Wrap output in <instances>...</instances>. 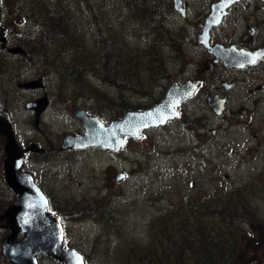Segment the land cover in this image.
Listing matches in <instances>:
<instances>
[{
  "label": "rangeland",
  "instance_id": "374dc122",
  "mask_svg": "<svg viewBox=\"0 0 264 264\" xmlns=\"http://www.w3.org/2000/svg\"><path fill=\"white\" fill-rule=\"evenodd\" d=\"M88 1L89 10L92 5L96 10L97 0ZM214 1L184 0L186 17L170 14L162 22L161 32L150 34L129 25L132 15L122 3L108 0L103 11L92 15L83 9L80 0H70L75 6L69 23L76 36L75 49L82 46V53L92 55L94 63L104 43L121 50V70L116 64L118 71L111 77L128 82L121 83V89L84 71V80L102 93L99 99L90 89L81 94L71 82L61 81V77L69 76L63 71L70 61L69 52L57 51L56 68L61 76L50 72L54 55H44L48 45L40 50L42 58L31 52L27 53L28 59L5 53L0 60V111L9 113L20 145L34 142L48 149L44 157L29 159L22 170L33 175L54 211L63 213L59 218L63 241L83 255L85 264H139V257L158 254L162 233L156 234L157 219L165 218L170 210L176 213L177 209L188 210L195 205L204 225L217 229L222 238L229 231L235 235L237 262L264 264V60L235 73L210 62V56L197 45L196 36L197 25ZM43 4L50 9L58 2L45 0ZM28 9L25 0L22 16L16 13L7 18L12 42L16 43L23 32L25 40L27 36H38V21L26 14ZM248 27L255 30L250 43ZM210 35L212 42L223 45L261 46L264 0L239 1ZM153 37L159 38V44L152 49L164 58L165 89L173 82L203 77V90L181 107L176 120L145 131L139 141H128L117 154L92 149L61 151L63 136L81 131L71 105L80 103L107 124L120 117L123 110L146 108L161 97L163 70L152 71L140 59ZM39 77L47 92L43 88L19 87ZM217 78H226L233 88L226 91ZM214 89L228 97L227 109L219 116L206 103V94ZM44 91L50 105L35 124L33 113L24 104L42 98ZM3 142L0 136V162ZM117 174H124V178L115 180ZM228 197L235 201L243 198L244 205L228 212L241 214L244 219L234 215L225 226L229 217L218 211L215 203ZM10 198L0 171V209ZM0 223L1 245L6 223ZM140 259L149 263V259ZM37 260L38 264L55 263L45 257Z\"/></svg>",
  "mask_w": 264,
  "mask_h": 264
},
{
  "label": "water",
  "instance_id": "95a60500",
  "mask_svg": "<svg viewBox=\"0 0 264 264\" xmlns=\"http://www.w3.org/2000/svg\"><path fill=\"white\" fill-rule=\"evenodd\" d=\"M237 0H220L211 6V13L205 17L204 23L198 27L200 33L197 42L213 56V61H220L228 69H242L264 58V46L255 51L237 49L235 46L225 47L221 44L209 43V31L220 23L226 9ZM173 8L182 16L185 10L181 7V0H173ZM250 35L253 28H248ZM2 30L0 29V41ZM10 53H18L20 49H8ZM255 57V62H250ZM242 65V66H241ZM36 82H29L27 88H34ZM200 84H173L165 92V96L149 109L143 111H123L121 119L113 120L103 125L96 117L87 116L84 111L75 110L74 116L80 120L84 135L67 134L61 144V149H83L96 146L101 150L118 152L124 145V138L137 141L141 132L150 127H158L178 116L176 108L193 95ZM209 106L216 114L224 109L225 99L218 96L209 97ZM46 99L26 103V108L34 109L36 116L45 108ZM161 117H164L161 122ZM0 135L5 137L4 155L1 162L2 179L8 189L15 194V202L0 216V220L10 222L9 234L3 239L1 252L8 264H37L36 256H48L63 264H82V257L75 250L65 248L62 242L61 226L58 219L49 213L48 203L41 191L35 186L30 175L20 173L22 163L21 153L16 138L12 132L9 116L0 113ZM29 151L42 152L34 145ZM122 175H117L120 179ZM24 235L21 240L17 236Z\"/></svg>",
  "mask_w": 264,
  "mask_h": 264
},
{
  "label": "trees",
  "instance_id": "16d2710c",
  "mask_svg": "<svg viewBox=\"0 0 264 264\" xmlns=\"http://www.w3.org/2000/svg\"><path fill=\"white\" fill-rule=\"evenodd\" d=\"M32 0H28L29 9L26 14L38 21V36H27L26 40L22 44L23 51L31 54H38L41 58L40 50L45 49L46 56H53L54 59L50 60V65L53 66L50 72L58 75V64L56 62L57 51L60 54L63 52H69L70 61L65 63L67 68L63 70L68 73L67 78L61 79V81H69L74 85V89L77 92L83 93L87 88H90L88 82L84 80V71H90L94 76L115 85L116 87H122L121 83L125 85L128 82L116 81L114 72L118 71L119 66L121 70V57L120 48H112L110 43L102 44L100 57L97 61L92 62L93 56L83 54L81 47L74 48L73 43L75 40L74 30L70 29V21L73 13L75 12V6L70 3V0H57L58 4L55 7L48 9L44 6L45 0H37L31 3ZM108 0H97V8L94 10L93 5L90 10L88 8V0H80L83 9L95 14L96 12L103 11L105 9V3ZM116 4H123V8L132 15V19L129 23L132 27H139L146 30L150 34L161 32L162 22L172 14L171 0H113ZM158 38L154 37L148 44L146 50L141 54V61L143 66L150 69L154 68L156 72L162 73V61L160 55L152 49V44L156 43ZM165 41V38L162 37ZM161 40V39H160ZM56 42V46H51ZM165 43V42H164ZM59 46V47H58ZM58 47V48H57ZM55 50V52H54ZM48 51V52H47ZM72 51V53L70 52ZM87 51V50H86ZM23 57V56H22ZM25 58H29L27 55ZM131 59V57H130ZM149 61V62H148ZM48 63L46 62V66ZM153 71V70H152ZM61 76V75H58ZM70 78V80H69ZM120 78V77H119ZM131 87H128L130 89ZM91 94L97 99L99 95H102L97 88H91ZM131 109V107H129ZM231 195V194H229ZM13 202V198L9 199L6 207ZM240 202V203H239ZM237 205H244L243 198L234 200L233 198H227L225 201L216 202L215 206L218 211H222L229 218L225 220V226L229 225V222L233 219L234 215L242 217L241 214H232L228 211H234ZM5 207V208H6ZM0 209V214L5 210ZM51 210L54 211V206L50 203ZM204 209V207H203ZM59 217L62 212L56 211ZM184 213L185 215H182ZM176 214H179L176 216ZM3 223V222H2ZM1 224V223H0ZM156 234L162 233V236L158 237L162 245L161 251L157 254L151 252L147 257H139L138 263L144 264L145 260L140 258H146L148 264H240L235 258L236 254V238L231 231L229 235L224 238L221 237L217 229H210L208 225H204L200 210L197 205L191 206L188 210L177 209L176 213L173 210L165 213V218L159 217L154 224ZM211 226V225H210ZM235 226V225H234ZM4 232L7 234L8 229L6 225L3 227ZM157 236V235H156ZM223 240H228L224 241ZM165 243V246H163ZM216 246L214 249L213 246ZM235 249V250H234ZM234 251V253H233ZM0 261L2 264H6L2 259L0 253ZM57 264V263H56Z\"/></svg>",
  "mask_w": 264,
  "mask_h": 264
},
{
  "label": "flooded vegetation",
  "instance_id": "af4514ba",
  "mask_svg": "<svg viewBox=\"0 0 264 264\" xmlns=\"http://www.w3.org/2000/svg\"><path fill=\"white\" fill-rule=\"evenodd\" d=\"M22 2H23V0H0V27L4 30V32L2 34V36L4 38V43H0V54H5V52H6L5 49L7 47L17 46L16 43H18L19 45L21 43H23V37H24L23 33L18 37V41L16 43L14 41L12 42L11 40H9V38H8L9 26H8V20H7V18L10 17V15H16L17 10L19 12L22 11V9H23ZM247 48L250 50L254 49L250 46H247ZM37 80H38V82H40L39 88L40 89L43 88L46 91L45 88H47V87H46V85L43 84L42 78L40 77ZM162 80H164L163 85H162V94L165 95V68H164V74H163ZM222 80H219L218 83L220 82L221 84H223ZM45 91L43 92L44 93L43 95H47V93H46L47 91L46 92ZM213 92H218L219 94L222 93V91L218 90V89H214ZM49 105H50V103H49ZM76 107H80V108L86 110L87 113H89L88 110L86 108H84V106H80V103H78V104L76 103V104H73L70 106V108H72V110ZM45 150L47 152L48 149L45 148ZM34 155H35L34 157H37L38 155L44 156V154H34ZM28 158H31V157H28Z\"/></svg>",
  "mask_w": 264,
  "mask_h": 264
},
{
  "label": "snow or ice",
  "instance_id": "6c2138e0",
  "mask_svg": "<svg viewBox=\"0 0 264 264\" xmlns=\"http://www.w3.org/2000/svg\"><path fill=\"white\" fill-rule=\"evenodd\" d=\"M250 62H253V63H254V62H255V57H253L252 60H251ZM241 66H242V65H241ZM163 120H164V117H161V122H163Z\"/></svg>",
  "mask_w": 264,
  "mask_h": 264
},
{
  "label": "bare ground",
  "instance_id": "6f19581e",
  "mask_svg": "<svg viewBox=\"0 0 264 264\" xmlns=\"http://www.w3.org/2000/svg\"><path fill=\"white\" fill-rule=\"evenodd\" d=\"M52 47L53 46H56V44H53V45H51ZM24 55L26 56L27 55V53L26 52H24ZM33 55V54H32ZM28 56V55H27ZM116 81H119V80H116Z\"/></svg>",
  "mask_w": 264,
  "mask_h": 264
}]
</instances>
